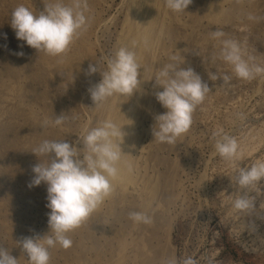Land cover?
<instances>
[{"label": "rangeland", "instance_id": "1", "mask_svg": "<svg viewBox=\"0 0 264 264\" xmlns=\"http://www.w3.org/2000/svg\"><path fill=\"white\" fill-rule=\"evenodd\" d=\"M128 1L86 0L87 23L82 29L87 30L86 37L79 38L75 46L69 45L63 59L46 62L47 54L16 39L11 14L23 5L38 15L54 0H0V212L13 232V241L0 232V247L12 256L20 247V237H42L49 232L47 186L41 183L32 187L36 199L25 198L17 175L33 177V165L50 164L48 155L32 153L44 140L76 143L96 128L103 103L94 105L88 89L100 82L108 70V60L118 51L121 30L129 18ZM232 1L228 0L225 7ZM59 2L72 5V0ZM240 2L243 10L236 21L218 24L216 29L224 33V40L239 44L250 64L264 67V0ZM190 5L174 16L165 0H148L141 10L145 35L134 26L128 27L127 49L135 53L140 65V84L132 97L127 96V102L116 107L123 114L117 125L125 132L121 145L127 162L122 167L128 171L129 187L134 192L128 187L112 206L106 199L102 209L91 217L89 232L75 235L68 251L49 248V264H72L77 256L83 257L84 264H96L98 255L107 261L112 258L115 235L130 240L128 255L136 264H166L173 257L177 264L188 257L197 264H264V180L247 188V209L234 207L243 194L235 182L237 168L264 162V75L252 80L238 78L233 66L221 58L222 43L219 54L214 59L209 57L207 49L199 44L208 23L203 18L192 26ZM134 41L142 43L146 51L139 49L142 45L134 46ZM20 51L25 55L15 54ZM173 56L178 59L173 60ZM76 59L84 65L74 75L63 66L64 60ZM89 64L96 65L98 71L86 76ZM168 64L177 69L191 67L210 88L192 114L190 129L174 144L158 142L152 135L155 116L166 111L155 98V92L163 90L154 86L155 77ZM212 74L220 78L211 80ZM225 75L230 77L228 83L223 82ZM60 114L66 119L56 126L54 120ZM125 119L132 121L133 131L125 128ZM45 121L49 123L45 125ZM215 132L234 137L239 148L249 145L251 156L226 161L215 149L221 138L213 136ZM76 146L83 158V145ZM24 166L27 172L10 174ZM233 168L236 170L229 183ZM131 212L145 213L152 223L137 224L129 218ZM15 258L18 264H29L24 253Z\"/></svg>", "mask_w": 264, "mask_h": 264}, {"label": "clouds", "instance_id": "2", "mask_svg": "<svg viewBox=\"0 0 264 264\" xmlns=\"http://www.w3.org/2000/svg\"><path fill=\"white\" fill-rule=\"evenodd\" d=\"M166 6L174 12H183L192 0H165ZM86 0H72L71 6L62 2L45 5L38 15L27 7L17 6L11 14V28L17 40L37 52L50 56L66 53L69 45L81 30L84 29L87 18L84 15ZM213 38H220L224 33L220 30L212 32ZM221 58L233 66L235 75L244 80H252L258 75H264V67L250 64L243 58L239 44L234 40H223ZM24 56V52L15 53ZM173 60L178 59L173 56ZM251 59V58H249ZM98 71V67L89 64L85 70L86 76ZM140 65L133 51L121 47L115 57L108 60V70L102 74L100 82L88 89L94 105L99 106L108 97L115 94L131 97L140 84ZM215 74L211 80H217ZM224 83L230 77L225 75ZM162 91L155 92L156 100L166 111L155 116L152 135L161 143L174 144L176 140L188 132L192 124V114L210 91L209 85L191 67L178 68L173 64L165 65L155 77V85ZM66 117L57 115L54 125H62ZM49 122L45 121L47 125ZM125 132L111 120H106L100 126L87 131L82 141L44 140L33 150L36 156L48 155L51 158L47 166L37 163L32 166L33 177L28 187H36L41 183L47 186L48 228L44 236L34 234L22 236L17 241L21 251L26 255L29 264H49V248L59 244L67 249L72 241L67 233L81 226L98 206L113 191L112 180L119 174L118 164L122 157L119 140ZM213 136H221L220 132ZM77 144H82L85 150L83 158L79 157ZM217 153L226 161H234L240 155L239 145L234 137L223 134L215 143ZM264 180V162L253 164L250 168H239L235 175L236 184L243 190L254 183ZM250 201L247 194H242L235 200L237 210L247 209ZM129 218L136 223L151 224L150 216L142 212H131ZM50 233V234H49ZM0 264H18V261L6 249L0 247ZM166 264H177L170 258ZM182 264H197L188 257Z\"/></svg>", "mask_w": 264, "mask_h": 264}, {"label": "bare ground", "instance_id": "3", "mask_svg": "<svg viewBox=\"0 0 264 264\" xmlns=\"http://www.w3.org/2000/svg\"><path fill=\"white\" fill-rule=\"evenodd\" d=\"M146 1L148 0H129L128 1V4L127 6L129 7V18L125 21L124 23V26H123V30L120 37H119V48L121 47H124V48H127V46L129 45L128 44V41H127V32L128 30H130L128 27L129 26H134L137 31L141 32L143 35H145V32H146V28H145V23H144V18L143 16L145 17L144 13L142 14L141 10L143 8V6L146 4ZM161 2V0H159ZM228 0H193L192 1V8H193V21H192V26H195V25H198L201 21V19H206L207 23H208V28L205 29L203 31V36L200 37V41H199V44L200 46H204L207 51H208V54H209V57L211 58H215L219 52H220V47H221V43L222 41L225 39L223 37H220L219 39H215L213 38L212 36V32L213 31H216V26L219 24H231L234 22V20L236 21L235 18H237L236 16L238 15V13L243 10L241 9V6H240V1L241 0H233L231 3L229 2L228 3V6L225 7V3H227ZM55 4V0L53 2ZM153 3V2H152ZM46 4V3H45ZM48 4V3H47ZM50 4V3H49ZM161 6V5H160ZM191 6V5H190ZM162 7V6H161ZM128 10V8H126ZM126 10V11H127ZM145 10V9H144ZM149 10V9H148ZM152 10V9H151ZM156 10H158L156 8ZM125 11V12H126ZM143 11V10H142ZM150 11V10H149ZM148 11V13H149ZM190 11V10H189ZM124 12V13H125ZM174 16H177V12H174L172 11ZM158 13V12H157ZM191 13V12H190ZM149 16V14H148ZM155 16V15H154ZM153 16V17H154ZM158 17V16H156ZM153 19V18H152ZM155 19V18H154ZM153 19V20H154ZM124 20V19H123ZM122 20V21H123ZM157 20V19H156ZM169 21V20H168ZM154 22V21H153ZM171 22V21H170ZM169 22V23H170ZM155 23V22H154ZM168 23V22H167ZM153 26V23L151 24ZM156 25V24H155ZM168 26V25H167ZM155 27V26H154ZM173 27V26H172ZM150 28V27H149ZM88 29V27H87ZM151 29V28H150ZM163 29V28H162ZM149 30V29H148ZM87 31V30H86ZM86 31L85 30H81L80 34L75 37L73 39V41L71 42L70 45H77V41L79 38H81L82 36H85L86 37ZM119 31V32H121ZM132 31V30H131ZM89 32V30H88ZM150 32V31H148ZM85 34V35H84ZM120 34V33H119ZM118 34V36H119ZM133 34V32L131 33ZM161 34V33H160ZM89 35V34H88ZM142 36V35H141ZM148 36V35H146ZM162 37V35H161ZM118 38V37H117ZM145 38V37H143ZM158 38V36H157ZM82 39V38H81ZM84 39V38H83ZM89 39V38H88ZM145 40V39H144ZM165 40V39H164ZM83 40H81L80 42L82 43ZM86 41V40H85ZM161 40H159L160 42ZM139 41H134L133 45H138L139 47L142 45V43H137ZM80 43V44H81ZM145 43V42H144ZM83 44V43H82ZM85 44V43H84ZM86 45V44H85ZM131 45V44H130ZM87 46V45H86ZM84 46V47H86ZM156 46V45H155ZM117 47V46H116ZM131 47V46H130ZM76 48V47H75ZM83 48V46L81 47ZM80 48V49H81ZM119 48L117 47V49L119 50ZM165 48V47H164ZM79 49V50H80ZM88 49V48H87ZM142 50V52H145L146 51V48L144 45L141 46V48H139ZM156 49V47H155ZM163 49V48H161ZM70 50V49H69ZM68 50V52H69ZM82 50V49H81ZM90 50V49H89ZM78 51V50H76ZM85 52V51H84ZM91 52V51H90ZM89 52V53H90ZM157 52V51H156ZM162 52V51H161ZM75 55H76V52L74 51ZM158 53V52H157ZM72 54V53H71ZM153 54V52H152ZM164 54V53H163ZM179 54V53H178ZM66 55V54H65ZM70 55V53H69ZM67 55V56H69ZM166 55V54H165ZM63 55H59V56H50V55H45L44 59L45 61H49L50 60H53V59H57L59 57H62ZM154 56V55H153ZM79 57V56H78ZM77 57V58H78ZM60 58V59H61ZM65 58V57H64ZM50 59V60H49ZM71 59V58H69ZM80 59V57H79ZM79 59H76V61H67L65 62L64 60V68L66 69V71H71L72 74L74 73H77L78 72V69H80V65L82 64V62L79 64L77 61H79ZM153 59V58H152ZM58 60V59H57ZM56 60V61H57ZM81 60V59H80ZM137 60V59H136ZM138 61V60H137ZM87 62V61H86ZM154 62V61H153ZM165 62V61H164ZM85 63V62H84ZM54 64V63H53ZM84 65V64H82ZM87 65V64H86ZM83 67V66H81ZM84 69V68H83ZM86 69V68H85ZM84 69V70H85ZM143 69V68H142ZM18 72V71H17ZM80 72V71H79ZM84 72V71H83ZM69 73V72H68ZM67 73V74H68ZM81 73V72H80ZM79 73V74H80ZM78 74V73H77ZM147 74V73H145ZM149 74V73H148ZM75 75V74H74ZM73 76V75H72ZM79 76V75H78ZM74 77V76H73ZM76 77V76H75ZM81 77V76H79ZM79 77H76V78H79ZM71 78V76H70ZM83 80V78H81ZM144 79V77L142 78ZM142 86V85H141ZM140 89V88H139ZM139 93H137L138 95ZM133 96V95H132ZM131 96V97H132ZM143 97V96H142ZM126 98L127 96H122V95H119V94H115L111 97H108L102 104L101 106V112L100 114L98 115L97 119H96V127L100 126V124L106 120H111L112 122H114L115 124H118L119 121L123 119V114H121L119 112V109H117V104L123 102V101H126ZM144 98V97H143ZM128 99V98H127ZM144 100V99H143ZM127 102V101H126ZM136 106V105H135ZM144 107V106H143ZM123 109V108H122ZM133 109V108H132ZM124 111V110H123ZM131 113V111H130ZM132 114H134L132 112ZM130 115V114H129ZM135 115V114H134ZM133 115V116H134ZM126 117V116H125ZM127 118V117H126ZM130 118H133V117H130ZM128 119V118H127ZM127 119H125V128L126 129H131L133 128V124H132V121H128ZM135 125V124H134ZM137 126V125H136ZM135 126V127H136ZM95 128V127H94ZM134 130V129H133ZM131 129V131H133ZM127 131V130H126ZM137 132V131H136ZM132 134V133H131ZM137 134V133H136ZM259 135V134H258ZM138 136V135H136ZM253 140V138H252ZM251 140V141H252ZM121 141H123V136L119 139V140H116L114 142H117V143H121ZM246 142V141H245ZM244 142V143H245ZM249 142V141H248ZM135 143V142H134ZM137 143V142H136ZM257 143V142H256ZM247 147H242V148H239V157L236 160H239L241 159L242 157H244L245 155H250L249 153H251V148H249V145H246ZM256 146V144H255ZM131 147V146H130ZM136 147V146H135ZM121 148H122V145H121ZM255 148V147H254ZM255 150V149H254ZM251 151V152H250ZM136 152V151H135ZM255 152V151H254ZM129 155V154H128ZM251 156V155H250ZM246 158V157H245ZM127 162V155H126V151L122 148V157H121V161L119 162L118 164V168H119V174L118 176L113 179L111 182H112V186H113V191L112 193L104 199V201L98 206V208L88 217V219L83 222L81 224V226H79L78 228L70 231L69 233H67V237L72 240L74 238L75 235H81V234H84L86 232H89V222L91 220V217L96 214L97 212H99L101 209H102V206L104 205L105 203V200L106 199H109V203H110V206H112L114 204V202L116 201V198L118 197V195L120 193H122L123 191L127 190L128 187L130 186V179L128 177V174L125 170V168H123L122 166H125ZM122 163V164H121ZM130 163V162H128ZM233 164V163H232ZM129 165V164H128ZM231 165V164H230ZM122 169V170H121ZM234 170H236V168L234 169H231V171L229 172V178H228V181L229 183L231 182V178L233 177L234 175ZM238 170V168H237ZM19 171L21 172H27V168L26 166H24L23 168H19L17 170H11L10 171V174H14L16 175ZM23 174V173H22ZM18 185L21 186V189H22V193L24 195V197H29V198H35L36 199V196L34 194V192L32 191L31 188L28 187V183L29 181L31 180L32 176H30L29 178L27 176H18ZM235 177V175H234ZM134 183V182H133ZM144 183V182H143ZM135 184V183H134ZM137 185V184H135ZM232 186V184H230ZM228 185V186H230ZM134 187V186H133ZM139 186H137L138 188ZM131 187H129L130 189ZM136 188V190H137ZM132 189V188H131ZM133 190V189H132ZM140 190V189H139ZM240 192L241 193H246V190L247 189H241L239 188ZM132 192V191H130ZM134 192V190H133ZM137 192V191H136ZM126 193V192H125ZM153 193V192H152ZM240 193V194H241ZM247 194V193H246ZM154 195V194H153ZM242 195V194H241ZM154 197V196H152ZM150 203V202H149ZM144 205V204H143ZM147 205V203H146ZM150 206V205H149ZM151 207V206H150ZM150 207H146V208H150ZM129 212V211H128ZM129 221V220H128ZM138 224V223H137ZM8 226V221H7V218L4 216L2 217V214L0 212V232H3L6 234V238H8L10 241H13V232L11 230L10 227H7ZM131 238V237H130ZM129 238V239H130ZM115 240H116V244H115V247H114V250H113V253L111 254V259H108L107 261H102L100 260V256L98 255L97 259H98V262L96 264H136L135 260L132 259V258H129V255H128V246H129V241L118 236V235H115ZM133 240V239H132ZM61 246L59 244H57L54 248L58 249L60 248ZM63 248V247H62ZM65 251H68L69 249H64ZM140 250V249H139ZM138 250V251H139ZM23 252L21 251V248L19 247L16 252H15V256L14 257H20V255H22ZM85 262L83 261V257L81 256H77V258H75L72 262V264H84ZM64 264H68V263H64Z\"/></svg>", "mask_w": 264, "mask_h": 264}]
</instances>
